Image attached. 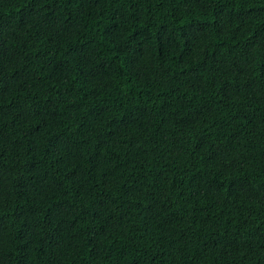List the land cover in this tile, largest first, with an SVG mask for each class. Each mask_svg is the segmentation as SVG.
Masks as SVG:
<instances>
[{
	"label": "trees",
	"instance_id": "obj_1",
	"mask_svg": "<svg viewBox=\"0 0 264 264\" xmlns=\"http://www.w3.org/2000/svg\"><path fill=\"white\" fill-rule=\"evenodd\" d=\"M0 264H264V0H0Z\"/></svg>",
	"mask_w": 264,
	"mask_h": 264
}]
</instances>
